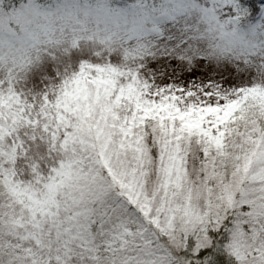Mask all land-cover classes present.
I'll use <instances>...</instances> for the list:
<instances>
[{
    "label": "snow or ice",
    "instance_id": "6c2138e0",
    "mask_svg": "<svg viewBox=\"0 0 264 264\" xmlns=\"http://www.w3.org/2000/svg\"><path fill=\"white\" fill-rule=\"evenodd\" d=\"M0 264H264V0H0Z\"/></svg>",
    "mask_w": 264,
    "mask_h": 264
}]
</instances>
